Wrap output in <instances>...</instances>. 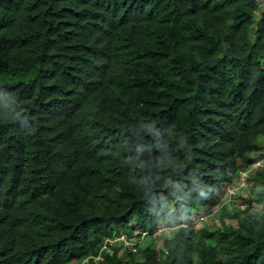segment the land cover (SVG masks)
I'll use <instances>...</instances> for the list:
<instances>
[{"label":"trees","instance_id":"trees-1","mask_svg":"<svg viewBox=\"0 0 264 264\" xmlns=\"http://www.w3.org/2000/svg\"><path fill=\"white\" fill-rule=\"evenodd\" d=\"M263 137L259 0H0V264H264Z\"/></svg>","mask_w":264,"mask_h":264},{"label":"clouds","instance_id":"clouds-1","mask_svg":"<svg viewBox=\"0 0 264 264\" xmlns=\"http://www.w3.org/2000/svg\"><path fill=\"white\" fill-rule=\"evenodd\" d=\"M262 145L260 149L257 152H254L250 155L253 163L248 166L246 169L242 170L239 175L236 178V181L233 183H221L217 180H210L211 178H196V180L200 183V187L202 191H205V195H209L213 200L217 202V205L212 207V211L209 215L200 216L197 219L193 220L191 225L195 229L193 222L194 221H204L207 217L213 216V219L218 222V219L214 217V214L218 212L221 208L226 207L227 209H232L231 207L236 205V203L239 205L238 210L243 208L241 206V203H239V197L242 194H246L248 190L253 187L252 183L249 180V176L251 175V172L254 168H264V137L261 139ZM259 153L261 156H259ZM247 181L249 182V186H247ZM258 188V187H255ZM254 188V189H255ZM246 191V192H245ZM238 200V201H237ZM199 219V220H198ZM232 220V219H231ZM230 220V221H231ZM235 221V220H233ZM213 225V224H212ZM236 226V221L235 225ZM201 229V228H200ZM174 230V228L169 226H166L158 231H156L152 237L154 238L155 234H161L164 231ZM134 234L132 236H128L126 234H120L118 236H114L110 240H107L101 250L107 249L106 244H117V246L121 247V249H127L131 248L132 253H136L137 246L142 243L145 237H147L149 234L146 232H143L142 230H133ZM159 234V235H160ZM173 235V234H172ZM171 235V236H172ZM169 236V237H171ZM168 238V237H166ZM154 242V240H153ZM152 242V243H153ZM153 245V244H151ZM154 247V246H153ZM161 247V246H160ZM156 248V247H154ZM127 264H133V263H127Z\"/></svg>","mask_w":264,"mask_h":264},{"label":"rangeland","instance_id":"rangeland-1","mask_svg":"<svg viewBox=\"0 0 264 264\" xmlns=\"http://www.w3.org/2000/svg\"><path fill=\"white\" fill-rule=\"evenodd\" d=\"M259 3H261V6H264V0H259ZM259 14L260 13H256V16H259ZM247 183H248L247 186H249V182L248 181H247ZM259 195H260V193H259V189L258 188H255L253 190V192L249 193V195H248V197L253 200L252 206H253L254 210H261V205H258L257 203H255V201L258 199ZM231 208L233 210H238L239 205L236 203V205L232 206ZM214 221L215 220L213 219V216L211 215V217H209V218L207 217L204 221H200V220L199 221H194L193 225H194L196 231L199 230L200 228H203V227L204 228L207 227L208 230H212V229L215 228L214 224L212 225V223ZM227 222H230V224L235 225V221H233V220L227 221ZM214 223L216 225H218L217 221H215ZM134 229L139 230V228L135 226V223L133 221L131 223V225L129 226V230L132 232V234H134L133 233ZM159 234H155L154 238H153L154 242L152 243L153 244L152 246L156 247V249L160 248L161 243H162V238L171 236L173 234V231L172 230L164 231L160 235ZM151 242H152V239H151L150 236L145 237L144 240L142 241V243L139 246L140 249H144Z\"/></svg>","mask_w":264,"mask_h":264}]
</instances>
